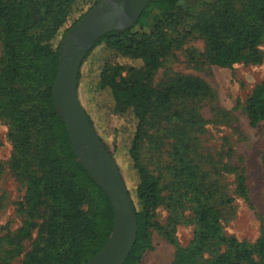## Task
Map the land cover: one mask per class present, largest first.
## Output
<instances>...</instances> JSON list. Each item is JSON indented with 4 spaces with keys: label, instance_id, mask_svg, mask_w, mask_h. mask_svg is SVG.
Masks as SVG:
<instances>
[{
    "label": "trees",
    "instance_id": "obj_1",
    "mask_svg": "<svg viewBox=\"0 0 264 264\" xmlns=\"http://www.w3.org/2000/svg\"><path fill=\"white\" fill-rule=\"evenodd\" d=\"M99 1L0 0V120L8 125L13 148L10 170L25 190L19 204L24 222L15 235L4 237L8 249L3 264L22 254L33 233L35 238L21 264H87L111 235L113 212L107 196L74 156L52 99L60 47L54 48L52 42L71 17L78 14L62 36ZM181 2L150 0L137 21L139 30L132 27L108 33L92 48L102 46L115 58L140 63L126 67L107 62L98 78V89L108 91L113 101V112L129 114L134 122L127 154L137 177L136 206L133 203L137 234L124 264H141L143 256L153 250L151 231L165 200L174 204L168 208L175 212L172 208L188 197L193 238L187 247H176L171 264H264V230L253 243L223 236L221 205L230 200L207 189L184 154L186 144L179 126L186 123L185 116L190 120L194 116L190 109L179 108L207 97L208 88L199 79L176 75L152 85L162 61L191 34L205 46L202 54L191 57L196 64L217 68L260 64L264 0H216L195 14ZM186 21L190 23L184 34L167 33ZM243 112L251 127L264 122V81L247 97ZM161 122L172 125L166 135H177L178 144L170 154L173 166H168L173 192H184L176 201L171 195L162 196L160 177L149 173L141 160L143 143L154 140L149 130ZM236 182L237 194L245 197L244 178Z\"/></svg>",
    "mask_w": 264,
    "mask_h": 264
},
{
    "label": "rangeland",
    "instance_id": "obj_2",
    "mask_svg": "<svg viewBox=\"0 0 264 264\" xmlns=\"http://www.w3.org/2000/svg\"><path fill=\"white\" fill-rule=\"evenodd\" d=\"M215 1L182 0L181 5L195 14L203 5ZM77 15L69 19L53 40L54 48L60 45L62 31L71 25ZM189 23L186 21L167 30V33L170 36L184 34L189 29ZM133 27L134 30L140 29L137 23ZM204 47L197 35L187 36L183 46L162 61L152 78V85L156 87L176 75L199 79L208 88L207 97L188 102V106L179 108H185L187 112L190 109L194 116L192 123L185 116L186 123L179 126L186 144L184 154L196 166L198 176L207 183V189L215 191L216 197L230 200V203L221 205L222 235L240 242L253 243L264 230V122L249 126L243 107L251 92L264 81V43L258 48L262 56L260 64H237L231 68L196 64L191 57L202 54ZM107 62L126 67L140 66V63L115 58L102 46L93 49L79 70L77 98L95 134L112 154L126 190L136 206L137 177L127 154L134 122L129 114L116 115L109 92L98 89L99 73ZM157 126L149 130L154 140L143 143L141 160L149 173L160 177L162 196L167 198L171 195L175 201L180 200L184 192H173L175 189L170 185L172 177L168 170L170 164V168L173 166L170 154L173 145L178 144L177 135L175 132L166 135V130H171L172 125L161 122ZM12 156L8 125L0 120V264H3L6 257L2 256L8 249L4 237L15 235L24 222L19 204L25 190L10 170ZM240 176L244 178L245 197L236 192V181ZM188 198L182 199L178 204L181 206L172 208L175 212L168 208V204H174L167 200L157 209L156 226L151 231L153 250L143 256L141 264H171L176 247L185 248L190 244L195 227ZM34 238L35 233L30 241L24 243L22 254L8 260V264H21Z\"/></svg>",
    "mask_w": 264,
    "mask_h": 264
},
{
    "label": "water",
    "instance_id": "obj_3",
    "mask_svg": "<svg viewBox=\"0 0 264 264\" xmlns=\"http://www.w3.org/2000/svg\"><path fill=\"white\" fill-rule=\"evenodd\" d=\"M150 0H100L63 36L52 99L65 125L74 156L103 190L113 212L111 235L87 264H124L137 234L136 211L117 164L93 131L77 98L80 67L108 33L132 28ZM122 20V21H121Z\"/></svg>",
    "mask_w": 264,
    "mask_h": 264
}]
</instances>
